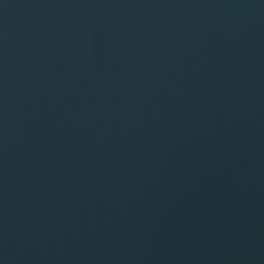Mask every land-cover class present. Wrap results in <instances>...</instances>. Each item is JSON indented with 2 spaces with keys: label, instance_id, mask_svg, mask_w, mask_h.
<instances>
[{
  "label": "water",
  "instance_id": "obj_1",
  "mask_svg": "<svg viewBox=\"0 0 264 264\" xmlns=\"http://www.w3.org/2000/svg\"><path fill=\"white\" fill-rule=\"evenodd\" d=\"M0 86L221 264H264V0H0Z\"/></svg>",
  "mask_w": 264,
  "mask_h": 264
}]
</instances>
